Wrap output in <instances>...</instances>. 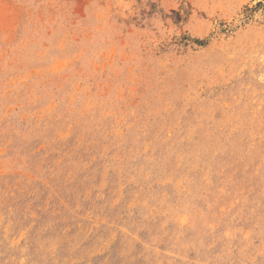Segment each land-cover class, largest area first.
Here are the masks:
<instances>
[{"label": "rangeland", "instance_id": "obj_1", "mask_svg": "<svg viewBox=\"0 0 264 264\" xmlns=\"http://www.w3.org/2000/svg\"><path fill=\"white\" fill-rule=\"evenodd\" d=\"M0 264H264V0H0Z\"/></svg>", "mask_w": 264, "mask_h": 264}]
</instances>
